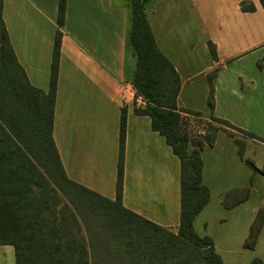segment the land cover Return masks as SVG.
Here are the masks:
<instances>
[{
  "label": "crops",
  "instance_id": "obj_1",
  "mask_svg": "<svg viewBox=\"0 0 264 264\" xmlns=\"http://www.w3.org/2000/svg\"><path fill=\"white\" fill-rule=\"evenodd\" d=\"M242 2L253 3L255 10L242 11ZM58 7L59 0H3L2 17L17 60L30 84L44 92L49 89ZM146 13L158 48L180 76L179 108L200 113L204 121L227 120L245 131L253 129L249 121H264L260 0H148ZM131 16L130 0H66L52 135L68 178L115 199L125 109L123 205L177 232L181 163L164 136L152 129L151 118L134 112ZM209 43L216 48V59ZM213 72L211 110L208 78ZM258 131L254 133L263 137L261 126ZM245 139L219 131L213 145L201 151L202 183L210 200L194 218L193 228L200 237L212 239L224 264H248L254 258L264 262L259 253L264 221L254 249L244 247L264 204L253 202L255 186L264 176L254 173L239 155L236 140L244 145V159L249 158ZM261 153L260 162L254 163L260 170L264 149ZM244 188H249L247 200L230 208L224 205L229 192Z\"/></svg>",
  "mask_w": 264,
  "mask_h": 264
},
{
  "label": "trees",
  "instance_id": "obj_2",
  "mask_svg": "<svg viewBox=\"0 0 264 264\" xmlns=\"http://www.w3.org/2000/svg\"><path fill=\"white\" fill-rule=\"evenodd\" d=\"M132 7L130 42L136 56L132 85L147 101L135 107L137 115L151 118L152 129L166 139L181 163V211L177 232L168 230L123 205L126 111L122 109L116 197L109 199L68 178L53 139V122L61 48L60 27L66 0H59L48 92L34 88L19 64L2 17L0 0V66L18 73L7 77V90L0 79V246L14 248L15 264H224L210 237H200L194 218L210 200L202 183L204 146H212L219 131L233 137L227 128L257 139L224 119L212 117L205 134L192 136L183 114L197 112L179 108L180 76L172 62L158 48L147 20L148 0H130ZM264 8V0H260ZM241 9L252 12L251 2ZM216 59V48L209 43ZM209 75L208 104L214 108L213 80ZM239 155L254 173V162L244 159V145L236 140ZM43 168L46 176L40 171ZM52 184L63 200V209L48 193H35ZM249 188L229 192L228 208L247 200ZM264 221V207L257 213L244 243L254 249ZM98 250V252H94ZM250 264H264L253 259Z\"/></svg>",
  "mask_w": 264,
  "mask_h": 264
},
{
  "label": "rangeland",
  "instance_id": "obj_3",
  "mask_svg": "<svg viewBox=\"0 0 264 264\" xmlns=\"http://www.w3.org/2000/svg\"><path fill=\"white\" fill-rule=\"evenodd\" d=\"M229 69L224 71V75L226 76V79L228 78V76L230 74ZM14 73H18V71L16 69H14V67L13 68L12 67L11 68H3L0 66V79L2 80V82H4V85L6 86L7 90L10 88V86L7 85V81H8L7 77L11 74H14ZM200 117L202 118L201 114H200ZM203 122H206V121L203 120ZM248 123L249 124L252 123L250 126L253 129H246L247 132H249V133L253 132L252 134H254L257 137V139L245 137L246 138L245 140H247V142L250 143V145H249L250 148L248 150V155H247V156H249V158H247V159L253 161L257 165V162H260V160L262 159V153L261 152H262V149H264V147H263L264 146V136L262 137V135H260L259 133H254V132H259L258 130H259L260 126L264 132V121L261 122V124H259L260 122H254L253 123V121H249ZM252 130H255V131H252ZM227 131L229 133H231L232 135L241 134V133H239L233 129H230V128H227ZM259 164H261V163H259ZM39 169L46 176V173L44 172L43 168L39 167ZM259 179L260 180H259L258 184L255 186V193H254L255 196L253 198V202H255L256 204H258L260 202H264V179L262 177H260ZM259 183H262L263 189L261 188ZM33 190L35 193H48L51 197L55 198V200L52 201V203H57V205H56L57 210L60 211V209H63L62 207L64 205L63 204L64 201L63 200L61 201L62 196L59 193L54 191L52 184L44 186L43 189H38V188L34 187ZM262 207H264V204L262 205ZM262 207H260L258 209L257 213L259 212V210ZM94 252L96 253V252H98V250H95ZM259 253L262 257H264V247L263 246L260 248ZM254 259H259V258H254ZM250 262L248 264H250ZM0 264H15L14 248L12 246H10V245L0 246Z\"/></svg>",
  "mask_w": 264,
  "mask_h": 264
},
{
  "label": "built area",
  "instance_id": "obj_4",
  "mask_svg": "<svg viewBox=\"0 0 264 264\" xmlns=\"http://www.w3.org/2000/svg\"><path fill=\"white\" fill-rule=\"evenodd\" d=\"M134 105L137 108H143L147 105V101L144 99L142 95L137 93L136 89L134 88ZM185 120L187 122V130L190 135L192 136H200L205 134V123L201 119V117L190 115V114H183Z\"/></svg>",
  "mask_w": 264,
  "mask_h": 264
}]
</instances>
